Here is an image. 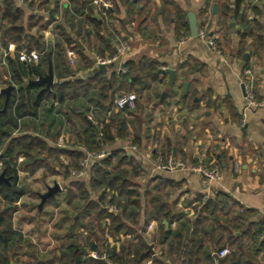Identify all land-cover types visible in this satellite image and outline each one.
Here are the masks:
<instances>
[{
	"label": "crops",
	"instance_id": "crops-1",
	"mask_svg": "<svg viewBox=\"0 0 264 264\" xmlns=\"http://www.w3.org/2000/svg\"><path fill=\"white\" fill-rule=\"evenodd\" d=\"M12 1L18 10L17 28L22 34L16 41L1 37L2 31L10 33L13 27L1 17L0 0V95L4 104L1 90L10 85L7 56L35 51L40 55L35 63L42 70L40 76L46 75L51 65L52 86L70 83V87H75L69 100L75 103L77 116L100 128L102 121L106 124L109 117L113 118L110 135L104 136L101 150L104 155L93 163L119 153L127 172L126 180L136 185L141 194L142 211L138 224L120 226L115 234L107 236L109 247L119 254L126 242L136 244L141 240L148 254L145 264H235L230 262V251L236 250L233 240L244 242L252 225L264 220L263 0H137V5L132 0L128 4L122 0H107L113 7L107 9L108 15L101 5L87 4L93 0H77L76 6L86 4L91 11V21L85 18L89 11L85 9L81 13L68 0ZM189 12L194 13L198 27L217 35V51L190 36ZM105 16L109 23L104 21ZM119 46L123 47L120 52ZM69 51L74 54L73 63L67 55ZM96 57L115 60L105 71L76 79L92 70ZM168 68L175 72L171 86L169 76L160 72ZM247 70L253 77L251 102L245 99L241 89ZM72 71H76L74 77L63 78ZM30 82L28 80L27 84ZM40 87L44 92L50 91H46L44 85ZM12 88L11 93L15 90L14 86ZM123 93L136 95L134 110L115 108V99ZM51 106L54 111L62 109L57 102H51ZM62 112L64 121L57 124L51 119H41L39 113L34 121L43 125H38V131L22 125L24 130L13 132L6 141L32 136L46 144V151L35 156V161L25 164L23 156L19 157L22 158L19 163L16 161L18 185L25 195L15 204L14 215L20 209L21 200L28 195L20 180L36 175L38 170H43L44 178L48 174L53 186L57 184L60 188L44 201V194H35L39 204L32 209L31 203H25L27 209H34L39 216L45 212L47 202L56 204L63 190L69 198L71 185L89 181L88 177L71 175L70 167L76 157L82 154L84 158L90 151L82 144L72 143L66 121L68 119L70 127L76 130L81 125L77 119L66 115L67 110L63 108ZM25 121L30 120H19V127ZM157 159L164 162L171 159L182 167L162 172L156 169ZM202 165L219 170V179L211 185L209 198L215 205V215L202 210L201 203L196 201L203 193L202 177L192 169ZM45 181L43 191L46 193L50 187ZM170 185L175 189L164 195L161 203L170 218L162 220L161 224L153 220L148 223L144 212L151 207L144 195L162 193ZM217 195H224L234 203V208H243L249 213L243 227L232 226L237 225L228 214V209L233 207L216 200ZM90 200L97 201V196L91 195ZM105 211L118 215L106 208ZM78 212L80 219L88 217L85 200ZM76 220L78 216L74 217ZM109 222L107 218L104 223L108 226ZM150 223L152 230H147ZM176 238L181 240L182 246L187 241L191 244L188 248L183 246L184 253L173 259L167 243ZM260 239H264V232ZM30 245L35 247V243ZM225 245L229 247H226L229 254L219 258L217 254ZM246 245L238 252L239 264H264V248L254 254ZM60 249L55 248L48 264H54L60 257ZM115 264L119 263L115 261Z\"/></svg>",
	"mask_w": 264,
	"mask_h": 264
},
{
	"label": "trees",
	"instance_id": "trees-1",
	"mask_svg": "<svg viewBox=\"0 0 264 264\" xmlns=\"http://www.w3.org/2000/svg\"><path fill=\"white\" fill-rule=\"evenodd\" d=\"M68 1L71 2L76 9H80L81 13L85 9L89 11L85 16L86 20L91 21L93 19L90 15L91 11L88 10L86 4L76 6L75 3L77 0ZM106 1L107 0H102V2ZM122 1L126 4L130 3V0ZM88 3H93V1H87V4ZM99 5L103 7L102 4ZM2 7V19H6L13 28L10 33L9 30L2 31L1 37L11 41L19 40L22 32L17 28V26H19L18 10H16L12 0H2ZM89 8L92 9L91 7ZM111 8L113 7L110 5L108 9L110 10ZM109 10L106 9L104 14L108 15ZM107 20L108 18L105 16L104 21L109 23L110 21ZM76 34L79 36L81 33L78 31ZM103 43H105V41H103ZM6 63L9 73V84L14 86L15 90L11 93L6 105L4 104L3 97L0 95V163L2 164L1 172L4 174V177L8 179L7 182L0 183V264H10V257L16 254V252H13L20 249V243L23 241L22 234L20 231L13 229L11 221V214L14 213L16 209L15 204L25 195L24 189L18 185L16 161L19 157L23 156L25 164H28L35 161V156L46 151V144L39 143V141L32 136L25 137L23 140L21 138H14L6 143V141L10 139L12 133L17 130L22 132L24 130L22 125L26 126L25 128H32V130L38 131V125L41 127L43 123L40 122L37 124L34 119H37L39 113L41 119H51L52 123H61L62 120L64 121V119H62L65 116V113L62 112L64 108L69 113L66 115L77 119L79 122L78 125H81L79 126L80 128L76 130L72 128L73 126L70 127V121L67 119L66 126L70 128L69 132L72 143L82 144L88 151L98 153L101 152L103 148L105 142L104 136L110 135L109 127L113 123V118L110 119L109 117L106 124H104L103 121L101 122L103 126L100 128L97 124H89L87 120H82V117L77 116L76 113H78V109L75 108V103L69 100L73 97L75 88L74 86L73 88L72 86L70 87V83L53 85L49 92L42 91L40 86L27 84L28 80L33 81L38 76L42 75V70L40 69V65L20 62L17 52L8 55ZM75 72H67L63 78L67 76L74 77L76 74ZM51 102H57L59 106H62V109L59 108V110L54 111ZM81 109H84V107ZM23 118H28L30 121H25L24 124L21 123V127H19V120ZM93 122L95 121L93 120ZM77 155L79 156V152H77ZM82 159V154L78 158L76 157L75 164L73 163L70 169L78 170L79 163H81ZM123 164L124 162L119 153L111 154L106 159L90 164L89 173L92 176L89 177L87 184L75 183L70 186V191L68 190L69 200L73 198L85 200V208L88 211L89 218L85 230L92 224H95L94 222L96 221L98 232H102L101 224L104 223L107 218L110 220L109 225L107 226L106 223H104L103 226H107L108 232L111 235L115 234L120 226L138 224L142 211L140 203L141 194L137 191L136 185L130 184L126 180L127 172L126 169L123 168ZM68 172L66 175H68ZM174 189V186L170 185L165 188L162 193L147 192L144 195V198H146L151 207L146 213L144 212L148 223L150 220H153L161 224L162 220L170 218L169 212L164 209V205L161 203L164 202V195H168L169 192H172ZM95 191L98 193V195H96L97 201H91L90 196L94 195L93 193ZM216 198L219 202L229 204L233 207V209H228V214L237 225L235 226L233 223L230 224H233L232 226L235 229L241 226L243 227L249 217V213L243 208H234V203L230 202L224 195H217ZM196 201L201 203L202 210H208L212 215H215V205L210 203V199L202 201L201 195L197 197ZM110 204L118 208V215L112 216L105 211V207ZM101 207L102 209H100ZM123 221L126 224H123ZM215 222H217L216 219ZM210 226L212 225L210 224ZM252 226V229L250 231L248 230V237L244 242L239 239L236 240V238L233 240L236 250L230 251L231 263H240L241 256L238 252H240L246 244L254 254H258V252L264 248V239H260L264 232V220ZM95 236L97 243L91 241L88 235L87 239L89 240L84 243L92 252L100 254L102 250H105L106 256L119 264H145L148 254L141 240L136 244H132L131 241L126 242L122 245L121 252L116 254L114 248H104L101 244L102 238L98 239V235ZM78 240H80V238L77 235L69 237L68 244L60 251L58 261H54L53 263L106 264L101 260H92L86 257L85 250L83 249L84 245L80 244ZM219 243L218 247L221 246ZM190 244L191 242L187 241L183 246L188 248ZM183 246L179 238L174 239L173 242L170 241L167 243L168 251L173 255V259L179 258ZM226 247L228 246L225 245L222 249ZM183 253L184 252H182V254ZM34 260L36 262L32 261L33 264H42L38 259L35 258Z\"/></svg>",
	"mask_w": 264,
	"mask_h": 264
},
{
	"label": "rangeland",
	"instance_id": "rangeland-1",
	"mask_svg": "<svg viewBox=\"0 0 264 264\" xmlns=\"http://www.w3.org/2000/svg\"><path fill=\"white\" fill-rule=\"evenodd\" d=\"M99 153L101 152H89L88 155L89 157H92V155H97ZM18 159L17 163H19ZM83 160L84 158L81 162H83ZM89 170L90 165L88 166L87 172H89ZM72 171L79 172L80 168L78 170L75 169ZM42 174L43 170H38L36 175L25 180H20L21 182H24V188L28 192V195L24 197L19 203V211L15 215L14 213L11 214V221L13 229L20 231V233L23 235V241L20 243L21 247L19 248L21 249L17 251L15 250L13 253L16 252V254L14 255L12 253L14 255L13 257L9 256V263L33 264L32 261L34 262V259L36 258L38 259V261H41V263L48 264L49 259H51V257H53L55 254V248H64L65 245H67L69 242L68 239H65L64 237L68 234H71L72 236L77 235L80 238V240L78 241L80 244L84 245L83 249L85 250L86 257L92 260H101L106 264H115V261L109 259L106 256L105 250H102L98 255L96 252H92L90 248L88 246H85L84 244L89 240L87 239V235L90 237V240L94 241L95 243H97L95 235H98V239L102 238L101 244L104 248L109 247L110 243L109 240H105L107 239V236H110V233L108 232V229L106 227L102 226L103 223L101 224L102 232L100 233L96 228V221L94 222L95 224H92L88 229L85 230L89 218L84 217L80 219V216L78 214L82 203H84V199L76 198L74 200L71 199V202H69L67 201L68 198L66 196V192L62 189V195L57 198V201L55 202L56 204L53 205L54 202H47L45 204L46 207L44 206L43 208L45 212L40 216L34 209L30 211L25 207V203L27 202L31 203L30 209H32L33 205L39 204V200L36 199L34 195L45 194V192L43 191L45 190L43 184L44 180H46V186L50 188L53 186V179L48 174H46L47 177L44 178L42 177ZM90 176L92 175H90V173H87V175H84L82 177L89 178ZM93 194L95 196L98 195L96 191ZM105 208L110 212L118 213V208H116L112 204L106 206ZM75 216H78V220L76 221H74ZM30 243H35V247L34 245L31 246ZM61 249L59 250V253ZM29 254H32L33 256ZM92 255H94V258L92 257ZM58 259H56V261H58Z\"/></svg>",
	"mask_w": 264,
	"mask_h": 264
},
{
	"label": "built area",
	"instance_id": "built-area-1",
	"mask_svg": "<svg viewBox=\"0 0 264 264\" xmlns=\"http://www.w3.org/2000/svg\"><path fill=\"white\" fill-rule=\"evenodd\" d=\"M93 4L95 5L102 4V6L105 9H108L110 7V4L108 3V1L102 2V0H93ZM197 38L204 41L212 50L217 51V44H216L217 35L208 34L205 28L198 27L197 28ZM117 50L118 52H120L123 50V47L119 46ZM67 55L70 58V63H73V60H74L73 52L69 51ZM39 56L40 55L35 51H24L18 54V59L20 62L25 63V64L27 63L35 64L39 61ZM114 60L115 58L103 59L100 57H96L95 61L98 64L107 65L113 62ZM121 72L124 73L125 70L122 69ZM244 74L246 76V81L242 83L244 87L245 99L251 102L253 100V95H252L253 77L249 70L245 71ZM136 100H137V97L134 93H123L115 99L114 105L116 109L134 110L136 108ZM103 155H104L103 152L97 155L96 154L92 155V157H89V155L87 154L84 157L83 162L80 163V167H79L80 171L79 172L71 171V175L76 176V177H82L84 175H87V173H89L87 172L88 166L92 164L93 161L98 160L99 158H102ZM20 161H21V158L18 159V162ZM178 167H182V164L174 163L171 159H168L165 162L162 161V159H157V162H156V169L162 172H170ZM1 169H2V164L0 163V174H2ZM192 170L193 172L197 173L198 175L202 177V183H201V187L203 190L202 201H205L210 198L211 185L219 179V170L217 167H212L209 165H202V166L194 167ZM152 226L153 225L150 223L147 226V230H151ZM228 254H229V250L227 248H223L221 251H219L217 255L219 258H223ZM92 257L94 258V255H92ZM148 264H150V262H148Z\"/></svg>",
	"mask_w": 264,
	"mask_h": 264
},
{
	"label": "water",
	"instance_id": "water-1",
	"mask_svg": "<svg viewBox=\"0 0 264 264\" xmlns=\"http://www.w3.org/2000/svg\"><path fill=\"white\" fill-rule=\"evenodd\" d=\"M252 2H254V0H251ZM132 2L137 5V0H132ZM262 4L264 6V0L262 1ZM187 21H188V27H189V34L191 37H197V21H196V17L194 15V13L189 12L187 13ZM112 65L111 64H107V65H102V64H98L96 63V61L94 62V67L92 68L91 71L80 74L79 76L75 77L76 79H86L91 77L92 75H96L98 72L101 71H105L108 68H111ZM162 74H167L169 76V86L172 85L174 78H175V72L172 69H163L160 71ZM54 83V76H53V72H52V67L51 65L49 66V70L48 73L46 75L40 76L38 77V79L31 81L30 84L32 85H44V89L46 91L50 90V87L52 86V84ZM12 86L8 85L6 88L1 90V94L5 96V104L8 102V99L10 97L11 91H12ZM241 89L243 91V95H245L244 93V88L243 85H241ZM164 96V94L162 95V97ZM8 179L4 177V174H0V182H7ZM60 190L59 186L57 184H55L53 187L49 188L48 191L42 196L43 201L46 200L48 197L53 196L56 192H58Z\"/></svg>",
	"mask_w": 264,
	"mask_h": 264
}]
</instances>
